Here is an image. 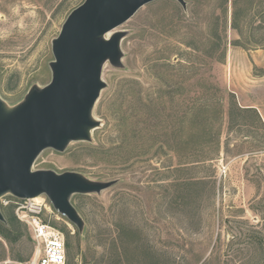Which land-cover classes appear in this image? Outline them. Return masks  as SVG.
I'll list each match as a JSON object with an SVG mask.
<instances>
[{
  "label": "rangeland",
  "instance_id": "rangeland-1",
  "mask_svg": "<svg viewBox=\"0 0 264 264\" xmlns=\"http://www.w3.org/2000/svg\"><path fill=\"white\" fill-rule=\"evenodd\" d=\"M185 1L156 0L114 30L125 32L124 68L104 66L93 142L34 164L118 181L72 198L85 229L68 264H264V0ZM84 2L0 0L8 105L50 83L53 40ZM41 198L43 219L75 242L77 228ZM22 228L0 235V264L32 261Z\"/></svg>",
  "mask_w": 264,
  "mask_h": 264
},
{
  "label": "water",
  "instance_id": "water-1",
  "mask_svg": "<svg viewBox=\"0 0 264 264\" xmlns=\"http://www.w3.org/2000/svg\"><path fill=\"white\" fill-rule=\"evenodd\" d=\"M154 1L85 0L53 40L50 83L34 85L16 106L0 97V200L7 195L22 200L46 196L83 234L85 221L72 198L101 194L118 181L33 167L44 150L64 152L72 142H93V131L101 125L93 110L107 86L102 79L104 66L124 68L121 43L125 32L114 30ZM176 1L187 8L185 0ZM0 222H6L1 208Z\"/></svg>",
  "mask_w": 264,
  "mask_h": 264
},
{
  "label": "built area",
  "instance_id": "built-area-1",
  "mask_svg": "<svg viewBox=\"0 0 264 264\" xmlns=\"http://www.w3.org/2000/svg\"><path fill=\"white\" fill-rule=\"evenodd\" d=\"M41 197L22 200L7 195L1 198L0 208L3 211L13 207L17 218L30 230L35 253L29 264H68L66 236L43 219L51 208Z\"/></svg>",
  "mask_w": 264,
  "mask_h": 264
},
{
  "label": "trees",
  "instance_id": "trees-1",
  "mask_svg": "<svg viewBox=\"0 0 264 264\" xmlns=\"http://www.w3.org/2000/svg\"><path fill=\"white\" fill-rule=\"evenodd\" d=\"M126 123L124 118L119 120L118 123V129L121 132V136L123 137L121 139V142L119 143V145L117 146V149H122L124 148V146L126 145V138H124V135L127 134L125 127ZM160 143H155L156 146H159ZM163 145H160V148ZM6 222H0V235L6 237L9 240H17L22 236V223L19 221V219L17 218L16 214H15V210L13 207H9L4 209L3 211ZM61 231L66 235V243H67V250H68V255H72L73 251L75 249H79L80 248V240L78 238L79 233L76 235L77 237L75 238L76 241L73 242L68 234V232H66L64 229H61ZM15 236V237H13ZM20 262H24V259H19Z\"/></svg>",
  "mask_w": 264,
  "mask_h": 264
},
{
  "label": "bare ground",
  "instance_id": "bare-ground-1",
  "mask_svg": "<svg viewBox=\"0 0 264 264\" xmlns=\"http://www.w3.org/2000/svg\"><path fill=\"white\" fill-rule=\"evenodd\" d=\"M38 199H39V198H38ZM38 199H37V200H38Z\"/></svg>",
  "mask_w": 264,
  "mask_h": 264
}]
</instances>
